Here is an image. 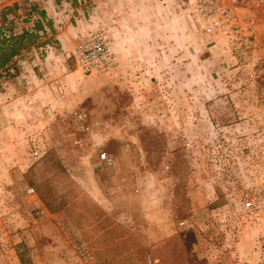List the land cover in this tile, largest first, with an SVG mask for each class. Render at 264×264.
I'll use <instances>...</instances> for the list:
<instances>
[{
    "label": "rangeland",
    "instance_id": "obj_1",
    "mask_svg": "<svg viewBox=\"0 0 264 264\" xmlns=\"http://www.w3.org/2000/svg\"><path fill=\"white\" fill-rule=\"evenodd\" d=\"M189 1L171 0L165 39L174 50L164 53L171 62L146 73L121 60L119 46L147 42L122 30L113 5L108 14L93 3L72 28L70 0L48 7L52 20L38 16L41 1L8 14L6 38L35 33L37 21V36L49 31V20L69 29L61 54L52 36H39L41 52L14 60L15 77L30 78L25 91L39 86L36 77L43 96L40 111L21 110L22 118L14 111L27 130L5 155L23 159V169L4 163L9 178L0 170L17 212L13 222L0 221V264H22L20 255L25 264H84L73 253L80 243L91 249L92 264H145L147 257L156 264H264V4L226 0L233 24L222 34L202 29ZM158 22L157 45L164 42ZM103 31L118 65L109 75L84 74L74 48ZM35 138L41 146H32ZM100 153L114 165L100 168Z\"/></svg>",
    "mask_w": 264,
    "mask_h": 264
},
{
    "label": "crops",
    "instance_id": "obj_2",
    "mask_svg": "<svg viewBox=\"0 0 264 264\" xmlns=\"http://www.w3.org/2000/svg\"><path fill=\"white\" fill-rule=\"evenodd\" d=\"M28 1L29 0H0V27L4 28L7 24L10 25L12 22L7 21L9 20L8 18H10L9 15H11L12 13L16 15L17 12L15 9L17 8V6L22 2ZM31 1H41V3H43L44 14L46 17L51 18L50 20H52L53 16L50 11L51 9L48 7H52V5L59 6V4L61 3V0ZM96 2L100 5V8L102 7V5L106 7L108 14H110V9H112L110 5H113L115 8L117 7L116 14L118 17H116V19L121 22L123 31H125L126 29L131 32L132 39L136 36H139L140 33L144 34V36L146 37V44H141L139 42L136 43V41L134 43L131 42V44L129 45L119 46L120 51L119 48L118 51L122 55L121 60L125 65L127 63H130L133 67L141 69L144 73H146L144 69L150 70V67H153L154 63L155 65L157 63L159 68H166L168 66L167 64L171 62L169 61L171 60V56L168 57V59L170 58L169 60H166V56H164V53H168L174 50V46L166 43L165 39L166 35L168 34V29L170 28V24H168V6L170 5L171 0H70L72 8V19L69 22L70 27L72 28L74 26V22H76L77 17H80L81 14L84 16L88 15L87 7H90L93 3ZM5 11H8L9 15L7 14L5 16L7 17V20L4 23L3 13ZM50 20L49 22L51 24V28L49 29V31L41 32L39 36H44L46 37V39H50V36L53 37L52 40L56 42V48L54 49V52H56L55 56H57V54H59V52L61 54V51L63 50L60 42L63 39V34L66 33L69 27H67L66 25L59 27L56 23H52L53 21ZM158 20L162 21V36H164V42L159 45L154 43V39L157 36V33L154 32V29L157 24H159ZM155 21H157V23H155ZM127 26L129 28H127ZM39 36L38 38H36V43L34 42L29 47L21 50L20 55L17 56V60L22 59L23 56L29 55L33 51L39 53L44 49L45 45L40 41L43 38ZM176 50L177 49H175V51ZM44 52L46 54L45 56L47 57L49 53L45 50ZM44 59L40 61L41 65H44ZM144 62H146L148 66H144L146 65L144 64ZM34 79L35 80H33V82L39 84V86L37 85V87H34L33 89L31 88L30 92L25 91L27 90L25 86L29 83L30 78L28 80V78L24 75L15 77L11 82L2 81L0 84V113L3 114L2 121L0 122V170L1 176L4 178L10 177V171H8L7 168H3V166H5L4 163H7V166H9V164H12V166L18 165L20 169H23V159L18 157V160L13 163L12 157H6L5 155H11L12 151H16V144H19L18 142L22 141L20 133H22V130L24 129L27 130V126L23 125V120H17L15 116L16 113H14V111H20L17 114L18 116H20L19 118H22L21 110L27 111L28 108L40 111L39 104L43 93L41 90H39L41 89L39 79L36 77H34ZM11 84H13V86ZM16 85H18L19 88ZM16 89H18L17 92ZM30 141H33L32 146L36 147L37 144L35 143H37V141H39L38 143H40V145L38 146L42 145V140L40 139L35 138L30 139ZM29 156L30 160H37L36 157H33V154H30ZM127 191L129 192V190Z\"/></svg>",
    "mask_w": 264,
    "mask_h": 264
},
{
    "label": "built area",
    "instance_id": "obj_3",
    "mask_svg": "<svg viewBox=\"0 0 264 264\" xmlns=\"http://www.w3.org/2000/svg\"><path fill=\"white\" fill-rule=\"evenodd\" d=\"M236 0H232L234 3ZM226 0H191L188 2V12L194 21L200 25V27L206 30L207 27L202 26L200 23L206 24L213 32L226 34L230 31L233 24V16L230 11V5L225 4ZM264 4V0H257L256 5L261 6ZM226 32V33H224ZM73 58L75 63L84 74H91L92 72L100 73L103 75H109L113 73L118 65L116 54L114 53L109 41L108 32H100L98 34H88L86 37L79 40L73 51ZM10 74H13V70H10ZM79 119H85L86 114H76ZM38 152H34V156H37ZM98 166L100 168H110L114 165V159L106 153H100L98 155ZM28 195H33L34 190L28 189L26 191ZM12 198L11 193L5 192L0 185V221L13 222V219L17 216L15 206L12 205L9 199ZM7 198V201H5ZM243 208L250 210L253 208V203L248 201L243 204ZM43 211L37 213L42 215ZM179 226H185V222H181ZM73 253L77 260L84 264H92L94 256L91 249L85 243L76 245ZM145 264H156L150 257H147Z\"/></svg>",
    "mask_w": 264,
    "mask_h": 264
},
{
    "label": "trees",
    "instance_id": "obj_4",
    "mask_svg": "<svg viewBox=\"0 0 264 264\" xmlns=\"http://www.w3.org/2000/svg\"><path fill=\"white\" fill-rule=\"evenodd\" d=\"M36 9L37 8L35 5L31 7L32 11H35ZM8 13V11L3 13L4 23L7 20L5 16ZM37 14L41 20H45L44 12L40 11L37 12ZM46 24L49 28H51L49 21H47ZM34 29L35 33L23 31L18 35L11 34L8 36V38H6L5 35H3L4 28L0 27V84L2 81L9 80L16 76L15 74H10V70L13 68L15 69V73L18 71L16 62H14V60L20 55L21 50L29 47L36 41V38H38L36 32L43 31L41 22L37 21L34 25ZM20 262L25 264L23 255H20Z\"/></svg>",
    "mask_w": 264,
    "mask_h": 264
}]
</instances>
